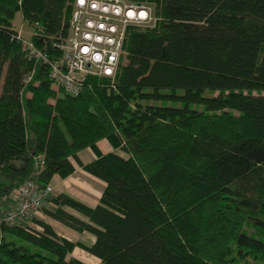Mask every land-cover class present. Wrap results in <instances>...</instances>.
Segmentation results:
<instances>
[{"label":"trees","instance_id":"obj_1","mask_svg":"<svg viewBox=\"0 0 264 264\" xmlns=\"http://www.w3.org/2000/svg\"><path fill=\"white\" fill-rule=\"evenodd\" d=\"M74 1L0 0V218L17 184L76 162L106 183L99 203L54 194L43 210L96 239L0 221V264H88L76 247L100 264H264V0H134L157 3L156 27L129 29L115 81L89 77L77 96L13 25L21 12L59 59Z\"/></svg>","mask_w":264,"mask_h":264},{"label":"built area","instance_id":"obj_2","mask_svg":"<svg viewBox=\"0 0 264 264\" xmlns=\"http://www.w3.org/2000/svg\"><path fill=\"white\" fill-rule=\"evenodd\" d=\"M160 18L147 2L134 0H75L67 36L56 48L61 57L51 60L32 38L18 35L29 58L41 60L50 67V78L57 89L77 96L89 77H104L114 82L124 53L128 30L155 28ZM40 28L39 23L34 25ZM35 33V30H34ZM33 72L28 78L31 79ZM51 183L41 187L27 179L12 193L14 206L0 221L21 225L41 211L54 195ZM42 230L40 226H36Z\"/></svg>","mask_w":264,"mask_h":264},{"label":"crops","instance_id":"obj_3","mask_svg":"<svg viewBox=\"0 0 264 264\" xmlns=\"http://www.w3.org/2000/svg\"><path fill=\"white\" fill-rule=\"evenodd\" d=\"M23 20L30 25V28H27L26 24L25 26H21L20 28H14L19 32L20 35H22L24 38L31 39L34 35V28L33 26L26 21L24 18ZM99 148L102 152L107 153L110 151H115V149L112 147L110 142L107 139H104L99 142ZM123 154V153H121ZM79 160L83 164H89L92 161H94L97 158L96 153L91 149L87 148L79 152L78 154ZM76 165V171L74 174L70 175L69 177L63 179L59 177L58 175L54 176L51 180V184L54 187L55 195L59 194H66L69 195L76 200H79L86 205L90 207H95L103 194L104 189L106 188V183L99 179L98 177L90 174L89 172L85 171L81 166H79L78 163L74 162ZM11 201V200H10ZM13 202V201H12ZM12 203L8 202L6 205L7 207H11ZM50 207V206H49ZM53 207V206H51ZM67 212L71 213L72 215L81 218L82 220L88 221V218L79 213L78 211L74 210L73 208H70L68 206L63 207ZM43 220L49 224H51L56 232L62 236L65 237L73 242H83V236L85 234H90L88 232H78L63 223L51 218L48 216L44 211L37 212L33 218ZM35 224V223H34ZM36 226H39L35 224ZM90 244L85 243L86 245H92L95 242V236L90 234ZM73 255L77 258L87 262L88 264H100L101 260L87 252L86 250L76 247L73 251Z\"/></svg>","mask_w":264,"mask_h":264},{"label":"rangeland","instance_id":"obj_4","mask_svg":"<svg viewBox=\"0 0 264 264\" xmlns=\"http://www.w3.org/2000/svg\"><path fill=\"white\" fill-rule=\"evenodd\" d=\"M147 3H149L150 5H152L153 7H154V9H155V11H156V5H157V3L154 1V2H147ZM25 24H26V26H27V28H30L31 29V27H30V25H28L24 20H23V15H22V13L21 12H18L17 13V15H16V17H15V19H14V21H13V25H14V28H20L22 25L23 26H25ZM168 105H171L170 103H168ZM0 177L3 179V180H7L6 179V177H4V176H2V175H0ZM18 186H19V184H17V187H16V189L18 188ZM15 189V190H16ZM15 190H14V192H15ZM13 192V193H14ZM55 193V192H54ZM12 196V195H11ZM13 200H11V203H12V206L11 207H7L6 209H5V212L4 213H6L7 211H9V210H11L12 208H13V206H14V202H12ZM42 211H44L43 209H42ZM33 219H37V217L35 218H30V219H28L26 222H24V223H22L20 226H26V227H35V222H34V220ZM249 231L250 232H253L254 230L253 229H249ZM90 234H85V236H83V241L85 242V243H87V244H90Z\"/></svg>","mask_w":264,"mask_h":264}]
</instances>
